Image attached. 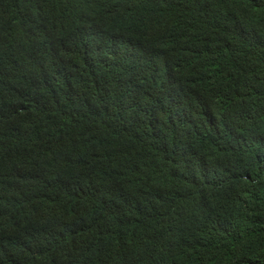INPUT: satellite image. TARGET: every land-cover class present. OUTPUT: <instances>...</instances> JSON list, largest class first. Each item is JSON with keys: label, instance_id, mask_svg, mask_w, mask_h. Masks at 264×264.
Wrapping results in <instances>:
<instances>
[{"label": "trees", "instance_id": "trees-1", "mask_svg": "<svg viewBox=\"0 0 264 264\" xmlns=\"http://www.w3.org/2000/svg\"><path fill=\"white\" fill-rule=\"evenodd\" d=\"M0 264H264V0H0Z\"/></svg>", "mask_w": 264, "mask_h": 264}]
</instances>
